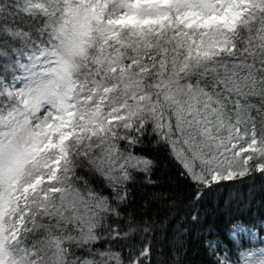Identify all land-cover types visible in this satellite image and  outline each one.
Returning a JSON list of instances; mask_svg holds the SVG:
<instances>
[{"label": "snow or ice", "instance_id": "6c2138e0", "mask_svg": "<svg viewBox=\"0 0 264 264\" xmlns=\"http://www.w3.org/2000/svg\"><path fill=\"white\" fill-rule=\"evenodd\" d=\"M155 150L186 186L159 227L126 211ZM238 178L264 193V0H0V264H168L172 219L177 264ZM258 208L201 264H264Z\"/></svg>", "mask_w": 264, "mask_h": 264}, {"label": "trees", "instance_id": "16d2710c", "mask_svg": "<svg viewBox=\"0 0 264 264\" xmlns=\"http://www.w3.org/2000/svg\"><path fill=\"white\" fill-rule=\"evenodd\" d=\"M154 164L150 175L151 183L146 182L143 176L137 178L135 185H129L132 189V203L127 207L126 211L134 212L137 218L154 216L159 222L167 215L171 218V212L168 211V203L175 200L179 201V194L185 191V187H181L185 182L179 178L178 164L167 153L161 150H155ZM262 196L259 190V185L255 187L243 178H238L234 181H225L212 197V203L218 206L217 213L210 216L202 225L200 231L204 235L199 237H183V249L179 256H175L177 264L182 261L183 264H201V257L205 255V241L216 239L215 235H207L209 229L214 233L223 231L225 222L231 212H244L248 214L249 206L252 208V214H256L260 209ZM243 201V203H241ZM221 213L223 215H221ZM177 220L172 219L171 224L164 225L165 230L160 231L162 244L156 245L159 250L160 258L167 260L168 264H172V225L176 224ZM101 247V245H97ZM251 246V245H246ZM80 255V253H77ZM155 258V254H154ZM71 259V257H69Z\"/></svg>", "mask_w": 264, "mask_h": 264}, {"label": "rangeland", "instance_id": "374dc122", "mask_svg": "<svg viewBox=\"0 0 264 264\" xmlns=\"http://www.w3.org/2000/svg\"><path fill=\"white\" fill-rule=\"evenodd\" d=\"M212 240H214V239H212Z\"/></svg>", "mask_w": 264, "mask_h": 264}]
</instances>
